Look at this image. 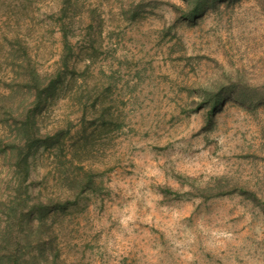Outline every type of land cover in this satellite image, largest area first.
<instances>
[{"label": "rangeland", "instance_id": "1", "mask_svg": "<svg viewBox=\"0 0 264 264\" xmlns=\"http://www.w3.org/2000/svg\"><path fill=\"white\" fill-rule=\"evenodd\" d=\"M185 6L0 0V257L264 264V0Z\"/></svg>", "mask_w": 264, "mask_h": 264}, {"label": "trees", "instance_id": "2", "mask_svg": "<svg viewBox=\"0 0 264 264\" xmlns=\"http://www.w3.org/2000/svg\"><path fill=\"white\" fill-rule=\"evenodd\" d=\"M215 0H185V9H183V16L189 17V16H196L200 14L203 10L206 9L207 4L213 3ZM29 119V117H27ZM16 166L19 167V173H22L23 176L20 178L22 180L27 175V155L18 153L16 158ZM17 171V170H16ZM65 205L59 201L58 204H52L48 210L51 211H57L58 209L63 208ZM33 209V208H32ZM34 214L36 213V210H34ZM0 231H2L0 229ZM7 231V230H6ZM9 233V231H7ZM10 234V233H9ZM1 235V232H0ZM8 247L4 251L5 253L0 257L2 258L1 263L2 264H12L16 262L19 259L17 248L10 247V243L7 245ZM56 255L50 256L49 260L47 261L48 264H60L58 259L55 257Z\"/></svg>", "mask_w": 264, "mask_h": 264}]
</instances>
